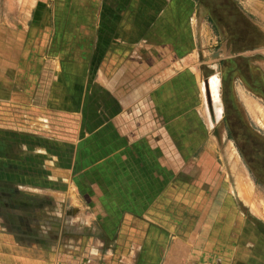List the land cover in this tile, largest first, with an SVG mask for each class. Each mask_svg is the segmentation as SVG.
I'll return each mask as SVG.
<instances>
[{"label":"crops","instance_id":"1","mask_svg":"<svg viewBox=\"0 0 264 264\" xmlns=\"http://www.w3.org/2000/svg\"><path fill=\"white\" fill-rule=\"evenodd\" d=\"M249 28L233 0H0V264H264L203 76Z\"/></svg>","mask_w":264,"mask_h":264},{"label":"rangeland","instance_id":"2","mask_svg":"<svg viewBox=\"0 0 264 264\" xmlns=\"http://www.w3.org/2000/svg\"><path fill=\"white\" fill-rule=\"evenodd\" d=\"M202 1L206 4L215 5L219 0ZM221 1L227 3V0ZM255 1L261 6L253 7L252 0H233V2L241 6L258 29V32H255L254 28H249L250 31L244 32L241 34L242 38L235 41L238 48L244 50L243 56L238 58L239 60L236 64L229 62L228 58H224V62L214 59L212 63L210 62V69L213 70H204L203 76L206 77L214 71H216L218 76H225V80H223L225 81V97L229 103L228 109L231 118L236 115L235 110L230 107L229 93L231 95V91H234L233 97L235 96L241 105L242 110L240 113L243 117L245 116L246 120L243 121L241 129H239V124L236 121L234 122L233 120L232 122L231 126H234L239 131L232 133V136H228L231 142L226 141V164L228 160L230 162L236 161L240 167L241 175L250 181L251 200L249 201V207L257 216L264 220V183L255 173L248 169L249 167L247 171L243 166L244 163L246 164L245 160L255 169H259V171H261L260 166L264 165V153L261 152V155H256L255 152L260 150L259 147L261 146L254 144L252 140L247 141L242 132L245 128L248 129L255 138H258L264 144V86L262 84L264 81V0ZM211 8L215 13L213 18L216 21L227 22L228 24L231 17L223 15L222 10H218V12L216 6ZM219 48L220 45L217 44L211 50L217 55ZM232 140H236V145ZM223 171L224 174L226 173L225 177L231 175L228 167H225Z\"/></svg>","mask_w":264,"mask_h":264},{"label":"trees","instance_id":"3","mask_svg":"<svg viewBox=\"0 0 264 264\" xmlns=\"http://www.w3.org/2000/svg\"><path fill=\"white\" fill-rule=\"evenodd\" d=\"M230 107L232 108V110L234 109V108H233V104H230ZM234 110H235V109H234ZM228 112H229V109H228ZM229 115H230V112H229ZM238 117H239V116L236 114L234 118H231L232 120L228 121V124H230V125H229V127H230V129H229V130H230V136H232L235 132H238V131H239V130H237V128H235L234 126H231L233 120H234V122L236 121V122L239 124V129H241V127L243 126V123L239 121V118H238ZM242 132H243V136L247 139V141H251V140H252L254 144H258L259 146H261V147H259L260 150H256V151H255V152H256V155H258V154L261 155V154H262L261 152L264 153V144H263L262 142H260V141L258 140V138H255V136L252 135V134L249 132L248 129H247V130L244 129V131L242 130ZM232 133H233V134H232ZM235 141H236V140H235ZM239 151H240L241 155L243 156L242 151H241L240 148H239ZM245 162H246L247 166L249 167L248 169H249L250 171H252L253 173H255V174L257 175V177H259V179L264 183V165L262 164V165L260 166L261 171H259V169H255V167H252V166L249 164L248 161L245 160ZM248 164H249V165H248Z\"/></svg>","mask_w":264,"mask_h":264}]
</instances>
